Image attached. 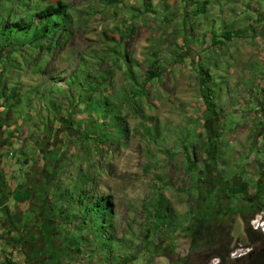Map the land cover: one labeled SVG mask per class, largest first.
I'll use <instances>...</instances> for the list:
<instances>
[{
    "label": "rangeland",
    "instance_id": "1",
    "mask_svg": "<svg viewBox=\"0 0 264 264\" xmlns=\"http://www.w3.org/2000/svg\"><path fill=\"white\" fill-rule=\"evenodd\" d=\"M65 1L73 10L85 13L83 28L77 30L65 50L48 59L45 70L67 72L66 77L80 64L82 55L100 48L108 51V44L114 41L107 37L119 40L120 30L132 24L122 50L140 65L139 72L145 70L148 60L160 59L161 77L148 81L150 102H144L142 117L125 110L131 135L120 147L94 139L101 133L98 127L91 129V117L81 108L69 119L80 125L74 127V137L64 132L56 136L59 123L48 132L37 117L25 124L13 112L5 113L0 95V118L6 124L0 128V173L15 190L11 202L19 203L26 197L30 172L37 175V181H49V205L61 203L63 210L70 206L56 197L58 189L72 190L80 176L83 184L91 179L99 197H111L110 232L114 241L102 248L91 236L90 244L81 245L80 237L87 232L79 230L81 217L70 212L66 222L60 219L55 225V244L69 255L61 257L59 264H175L164 248H173L180 258L190 252L191 241L181 228L196 206L198 191L194 183L199 181L207 187L220 178L232 188L247 185L246 198L232 195L233 208L261 200L254 194L264 191V0ZM198 2H207V9L206 14L195 17L192 12ZM146 4H151L149 9L155 13H144ZM3 57L0 55V73L4 72L6 80L17 75L26 86L43 80L25 63L38 60V54L18 51L2 63ZM201 66L206 75L200 76ZM116 84L119 89L126 84L119 71ZM202 88L209 90L218 104V117L207 112ZM85 132L89 138L83 140ZM56 148L57 154L53 153ZM45 156L56 161L54 177L44 172ZM41 173L45 177L41 178ZM15 205L11 207L14 211ZM23 208L27 212L24 217L13 211L18 224L31 219L28 211L37 215L41 209L31 206L30 201ZM263 216L257 215L252 225L264 232ZM226 219L233 224L236 245L231 257L238 258L248 252L244 223L237 212L226 215ZM4 227L7 223L0 221V232L6 235V230L1 231ZM77 237L78 243H72ZM32 241L40 248L44 244L37 238ZM7 245V241H0L1 247L9 248ZM13 245L10 247L18 249ZM76 245H81V253ZM43 257L50 263L53 260L51 255ZM127 258L130 262L125 261ZM193 258L197 263L216 261L210 252Z\"/></svg>",
    "mask_w": 264,
    "mask_h": 264
},
{
    "label": "trees",
    "instance_id": "2",
    "mask_svg": "<svg viewBox=\"0 0 264 264\" xmlns=\"http://www.w3.org/2000/svg\"><path fill=\"white\" fill-rule=\"evenodd\" d=\"M115 2L121 1L115 0ZM146 6L144 13H155L154 10L149 9L151 4ZM206 9L207 2H198L192 15L198 17L206 14ZM80 13L77 9L73 10L69 2L65 0H0V55L4 56L2 63L8 60L12 53L19 51L23 54L25 51H32L39 55L38 60L25 63L33 75L41 76L43 79L35 85L26 86L17 78V75L6 80V77L3 78L4 72H1L0 95L3 99V109L5 113L13 112L22 117L25 124L33 123L34 117L39 118L45 132L52 130L53 125L59 123L60 128L55 135L58 136L64 132L71 137L75 131L74 127L80 125L77 120L69 119L74 111L81 108L80 111L91 117V129L98 127L101 133L94 139L113 147H120L131 135L125 110L128 108L135 117L144 115V102H150L151 96L147 84L149 79L161 77V61L160 59L148 60L149 64L147 63L145 70L142 72L137 70L140 65L135 63L128 51L122 50L125 39L133 29L130 24L125 30H120L121 40L115 41L107 37L109 41H114L113 45L108 44V51L100 48L82 55L80 64L66 77L64 76L67 72L56 73L45 70L48 59L57 52L65 50L77 30L83 28L85 13ZM186 15L190 14L186 13ZM227 35L230 36L229 33ZM229 36H227L228 40ZM156 56L152 54V57L156 58ZM200 68V76L206 75V69L202 66ZM118 71L122 73L126 83L120 89L116 87ZM202 95L207 112L217 116L218 104L213 102L211 92L202 88ZM94 114L97 117L96 120H93ZM5 125L3 118H0V128H4ZM146 132L153 137L149 128H146ZM88 135L86 132L83 133V140H86ZM46 144L51 145V142ZM41 147L43 149V146ZM185 148L188 150V146ZM53 153H58L57 148ZM45 159L47 169L44 172L54 177L58 171L56 161L48 156H45ZM190 169L195 171L196 168L190 165ZM27 175L26 186L30 192L26 190V197L21 200L22 202L30 201L31 206H39L41 209H38L37 215L35 211H28L32 214L31 219L28 218L26 221L24 219L25 222L18 224L6 207L3 209L5 212L3 219L7 223V228L10 229L6 236L16 232L17 236L14 239L19 243L27 239L31 244L34 238L44 241L41 248L33 243L34 258L31 260L29 256L27 257L29 261H32L31 263L39 264V258L43 259V256L51 255L53 260L50 264H59L61 257H69L66 251L55 244L58 235L55 225L60 219L66 222L70 212L72 215L81 217L79 230L87 232L86 236L80 237L81 245L90 244L91 236H93V241H98L100 247H110V241H114L110 232L113 229V204L111 197H99L92 188L91 179L83 184L80 182L82 177L80 176L72 190L58 189L56 197L60 199V202L68 203L70 208L63 210L61 203L52 202L54 206L52 210V205H49L47 200L49 181H37L35 178L37 175L31 172ZM42 176L45 177V174L41 173L40 177ZM3 177L0 173V202L3 199H9L10 196V189ZM194 184L198 191L196 206L189 213L186 226L181 228L191 241L190 252L186 257L180 258L173 248L165 247L166 256L175 264H210L209 262L197 263L193 258V255L210 252L212 259L216 260L213 264H264V232L252 225L257 215L264 214V199L257 203H243L232 209L240 215L244 223V232L247 237L245 248L248 249L244 255L232 258L236 245L232 236L233 224L224 214L226 210L223 212L218 210L217 203H212V200L208 199V194L205 193L199 181ZM239 191L235 190V193L239 194ZM43 214L44 216H41ZM160 218L167 219L166 216ZM262 219L264 221V216ZM164 225L165 223L162 222L161 227L163 228ZM35 228L40 230L36 231ZM77 241L78 237L72 238V243L77 244ZM8 244L12 245V243ZM81 245H76L78 253L82 251ZM18 249L23 250V247ZM22 252L24 253V250ZM125 261L130 262V259L127 258Z\"/></svg>",
    "mask_w": 264,
    "mask_h": 264
},
{
    "label": "flooded vegetation",
    "instance_id": "3",
    "mask_svg": "<svg viewBox=\"0 0 264 264\" xmlns=\"http://www.w3.org/2000/svg\"><path fill=\"white\" fill-rule=\"evenodd\" d=\"M228 181L227 180H221L220 178H216V180L214 181V183H210V185H208L207 187H204V191L206 194H208V199H211L212 203H217L216 207L219 208V211L226 210L224 211V214H226L227 216L231 215V212L233 207H231V197L232 195L235 193V190H240L238 193L241 195H244L243 198L248 196V190H247V185L243 186L241 189L239 187H229L228 185ZM260 186V185H259ZM202 194V193H201ZM200 194V195H201ZM254 196L256 198H260V199H264V191L258 190L257 192H255ZM221 200H220V198ZM38 241H40L39 238H37ZM6 241L8 243H12L14 244L13 246L16 248H22L24 250V254H25V258L26 260L31 263L32 259L34 258V247H32L33 243L30 244L29 240L24 239L22 242H18L17 240H15L14 238H6ZM40 251V250H39ZM40 255V254H39ZM30 257V261L28 260L27 257ZM40 262L44 261L45 258L40 259Z\"/></svg>",
    "mask_w": 264,
    "mask_h": 264
},
{
    "label": "crops",
    "instance_id": "4",
    "mask_svg": "<svg viewBox=\"0 0 264 264\" xmlns=\"http://www.w3.org/2000/svg\"><path fill=\"white\" fill-rule=\"evenodd\" d=\"M7 183V187L10 189V196H9V199H7V200H2V202H0V221H4V219H3V214H5V212L3 211V209H5L6 207H8V209H9V211H10V213H11V215L13 216L14 215V212L16 213L15 215H17L19 212L22 214V216L24 217L25 215H26V209H24L23 207H24V204H27L28 202H25V201H23L22 202V200H20V202L19 203H15V204H17V206L15 205V204H13L12 202H11V200H12V198H13V193L15 192V190L11 187V185L8 183V182H6ZM21 188H23V187H20V189H19V191L21 190ZM26 190H28L27 188H26ZM26 190H25V192H26ZM20 192H24V191H20ZM13 205H15V211L11 208ZM20 207V208H19ZM14 211V212H13ZM25 214V215H24ZM25 222V221H24ZM5 229H1V231H3V230H6L7 232H9L10 231V229H8L7 227H4ZM17 233L15 232V233H11L10 234V236L9 235H5V234H2V232H0V241H2V242H4L5 243V241H6V239H3L2 238V236L4 237V236H6L7 238H15ZM5 238V237H4ZM7 246H9V245H7ZM10 249H12L13 251H15V257H16V259H17V261H18V264H23V262H25V264H38V262H34V263H29L26 259H25V254L22 252L23 250L22 249H13V248H11V247H9ZM18 254H19V256H18ZM25 259V260H24ZM1 263V262H0ZM39 264H50V261L49 260H44V261H42V262H39Z\"/></svg>",
    "mask_w": 264,
    "mask_h": 264
},
{
    "label": "built area",
    "instance_id": "5",
    "mask_svg": "<svg viewBox=\"0 0 264 264\" xmlns=\"http://www.w3.org/2000/svg\"><path fill=\"white\" fill-rule=\"evenodd\" d=\"M0 262V264H18L15 257V251L0 246Z\"/></svg>",
    "mask_w": 264,
    "mask_h": 264
},
{
    "label": "clouds",
    "instance_id": "6",
    "mask_svg": "<svg viewBox=\"0 0 264 264\" xmlns=\"http://www.w3.org/2000/svg\"><path fill=\"white\" fill-rule=\"evenodd\" d=\"M263 223H264V221H263Z\"/></svg>",
    "mask_w": 264,
    "mask_h": 264
}]
</instances>
